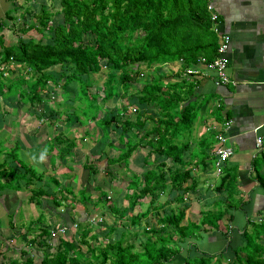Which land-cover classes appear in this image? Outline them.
Listing matches in <instances>:
<instances>
[{
	"label": "trees",
	"instance_id": "obj_1",
	"mask_svg": "<svg viewBox=\"0 0 264 264\" xmlns=\"http://www.w3.org/2000/svg\"><path fill=\"white\" fill-rule=\"evenodd\" d=\"M36 1L32 9L28 6L22 8L24 5L18 4L17 0H10L12 7L6 11V16L14 21L12 32L16 30L17 33L15 41L10 44L6 43L5 35L1 32L9 25L0 19V98L4 94H15L27 109L32 108L29 115L41 119L43 114H37L34 106L42 107L45 102H52V95H59L60 89V96L64 95L67 99L53 101L55 109H52V114H59V107L66 108L61 122L69 124L71 120L80 124V116L84 113L79 115L76 112L84 109L82 107L87 102L95 110L87 117L97 119L100 129L117 132L120 137L135 130L127 137V150L121 153L118 150L117 158L106 160L102 178H97L100 169L92 161L86 163L84 168L91 173L94 189L98 190L100 197L108 195V188L101 183L109 185L112 181L107 175L112 173L109 163H113L112 168L117 171L120 166L126 168L124 191L117 201L110 197L113 203L124 201L126 206L122 203L118 207L110 204L115 222L109 225L108 232L123 218L125 223L130 222L132 226H139L145 221L142 227L145 233L132 231L134 235L130 240L120 237L114 244L108 243L92 260H86V264H170L180 255L173 235L177 236V243L198 235L197 228L193 230L196 223L184 221L187 208L184 195L196 186L193 165H197V162L194 160L198 158V165L203 168L206 166L205 160L209 163L217 158L216 148L210 151L207 138L199 141L205 148H198L195 140L191 139L190 132L198 115L200 100L189 99L195 94L199 80L196 78L198 75L186 72L188 68L198 67L202 58L211 61L218 52L217 37L207 8L209 0ZM20 8L19 16L23 18V24L15 28L17 18L14 12ZM52 8L55 9L50 10ZM168 63L179 64L174 73L178 78L182 72L180 78L164 77L161 66ZM142 67H148L145 78H141L145 74ZM103 69L106 79L102 86L95 85L93 75ZM137 80L142 81L141 88L137 87L134 91L127 89L129 99L135 101L133 96L136 99L133 106L135 113L131 111L127 114L124 106L122 110L107 106L99 116L102 110L99 99L120 97L117 90L121 93L124 87L134 85ZM74 84L77 86L72 88ZM68 85L70 89L62 90ZM94 87H97L96 91ZM72 102H77V105H72ZM0 109L1 112L5 111ZM213 134L216 142V133ZM186 135V139L181 137ZM58 137L53 138L61 143L60 148H64V151L60 150L59 160L64 159L72 148L64 147L63 140ZM137 138H145V141L138 145ZM175 139L179 142L174 143ZM69 143L73 144L71 141ZM138 146L143 159L138 156L139 167L131 169ZM199 149L203 151L202 156L198 154ZM103 156L105 154H98L97 159ZM5 164L6 161H3L0 167L4 168ZM1 174L8 176L5 172ZM17 178L14 184L13 180L0 181V190L17 187ZM131 180H135L134 187L129 186ZM24 181L31 182L29 178ZM34 191L40 193L42 188ZM162 196L164 199H161ZM41 200L39 195L31 198L37 204ZM53 200L57 199L54 197ZM144 200L148 201L145 210L134 212L133 207ZM128 212L133 214L129 217L126 215ZM85 229L88 232L90 228ZM245 234L248 236L246 246L234 250L238 262L264 264L257 247L260 233L248 234L245 231ZM44 236L42 232L38 239L43 241ZM82 242L87 243L86 240ZM67 245L68 249H72V244ZM88 249L93 248L88 244ZM41 251L43 257L40 264H48V256L44 254V249ZM242 252L246 258L240 257ZM198 256L186 253L182 264H221L219 258L215 260L213 256H204L200 252ZM31 258L29 256L23 261L5 258L1 264H31ZM238 262L236 260L234 264ZM75 264L82 262L77 260Z\"/></svg>",
	"mask_w": 264,
	"mask_h": 264
},
{
	"label": "rangeland",
	"instance_id": "obj_2",
	"mask_svg": "<svg viewBox=\"0 0 264 264\" xmlns=\"http://www.w3.org/2000/svg\"><path fill=\"white\" fill-rule=\"evenodd\" d=\"M35 2L37 1L17 0L18 4L21 6L24 5L22 8L26 6L32 8V4ZM11 7L10 0H0V19L5 20L9 25L8 28H3L1 32L4 33L6 43L9 44L15 41L17 35L15 29V32H12V23L14 21L6 16V11ZM53 9L55 8L50 10ZM20 12L21 8L14 12V16L17 18L14 26L15 28L23 24V18L19 16ZM10 14L13 17V12ZM175 66H179V64L175 63L173 65L168 63L167 65L161 66V69L165 73V78H177L174 73V70L177 69ZM142 71L145 74L144 77L142 76L141 78L148 76V67H142ZM181 73L182 72L178 74V78H180ZM6 74L7 73L4 72L5 76ZM93 78L95 79V85L102 86L103 81L106 79L104 69L99 73H95ZM133 84L132 86L129 84L128 87H124L121 93L118 89L117 92L120 97L113 96L109 99H99V106L100 109H102L99 116L102 115L103 110L106 109L107 106L109 108L116 106L121 110L122 106H124L127 114L131 113V111L135 113L136 111H134L133 106L136 105L134 103L136 99L134 96L133 99L135 101L129 99V91H134L137 87L141 88V84L143 83L141 80H137ZM75 86L77 85L74 84L72 88ZM66 89H70V85L62 90ZM96 89L97 87H94L95 91ZM127 89H129V91ZM58 90L59 95H52V102H59L67 99L64 95L60 96V92L62 91L60 89ZM94 90L92 92H94ZM114 92H116V89ZM123 94L126 96L123 97ZM83 100L85 99L83 98ZM52 102H45L42 107L38 105L34 106V111H36L37 114H43L40 119V117L36 118L29 115L28 112L32 108L27 109L24 104L16 99L15 94H4L3 98H0V107L3 110L5 109V111L2 112L0 109V148H19L20 150V152L17 151L18 157H13L12 160L9 158L8 153H0V162L6 159L11 164H13V160L19 163L20 160H22L21 149L26 148L23 152L25 159L28 163L33 164V167L36 166L38 171H42L43 160V163H45L49 170L47 172L50 174L59 173L57 175L61 176L58 177L59 182L57 183L59 192L50 191L49 196H41V198L45 200H41L40 204H37V201L33 202L26 199L25 194L17 196L16 193L7 189L0 191V221L2 222V226L0 227V264L5 258L20 259L21 261L25 260L33 255L31 249L34 246H37L39 251L44 249V254L48 256V264H61V262L62 264H75L77 260L81 261L82 264H86V260H92L91 258L98 255L97 253L108 243L114 244L120 237L125 238V240H130L134 235L132 231H141L143 234L145 233L144 229H142L144 221L141 222L139 226H132L130 222L125 223L123 218L120 220V223L117 222L115 224V228L111 232H108L109 225L115 222L113 211L110 210V204L118 207L122 203V205L126 206L124 201L113 203L112 201L114 200L111 201L110 199L111 197L117 201L118 198H120V193L124 191V180L127 175L125 173L126 168L120 166L117 171L112 168L113 163H109L112 173L110 172V174L107 175L112 178V181L109 185L101 183L104 188H108V195H106L108 198L106 196H98V190L96 191L94 189L95 182L92 181L91 173L87 171V168H84L86 163L90 164L92 161L101 170L98 171L97 178H102L100 176L105 174L104 167L106 166V160H108V158H117L119 153L116 152H118V150L120 153L127 150V137L130 136L132 132H135V130H131L120 137L117 132L115 134L111 133V130L107 132V130L100 129L101 126L99 127V125H97V119L92 120L87 117L91 116L95 111L87 102L85 106L82 107L84 109H80L76 112L79 115L81 112L84 113V115L82 114L80 116V119H82L80 124L82 125L71 120L68 121L69 124H65L60 121V118H64L63 112L66 111V108L59 107V114H52V109H55V105ZM72 103L74 106L77 105H75L77 102ZM138 107L141 108V106ZM68 110L70 111L71 108H68ZM121 110L119 111L122 112ZM131 116L135 115H130V117ZM210 134L211 132H205L204 134L207 137V145H210L209 143L214 141V137L210 136ZM54 136H59L58 138L63 140L64 147L72 148V150L70 149L71 152H68V155H66L64 159L58 160V156L61 155L60 150L64 151V148H60L61 143H58V139L53 138ZM181 137L186 139L188 135ZM65 139L67 140L65 141ZM191 139H194L193 135ZM70 141L73 142V144L69 143ZM144 141L145 138L136 139L138 145L142 144ZM175 142H179V140L175 139L174 143ZM195 143L198 144V148H205L200 142H197L196 138ZM135 149L138 154L135 157V161H131V169H137V167H139L138 156H140V159H143L141 148L138 146ZM101 153H103V155L105 154V156L98 160V154ZM198 154L202 156L203 151L199 149ZM6 155L8 156L6 157ZM86 160L87 162H85ZM123 161L124 160L120 162ZM50 162L55 163L51 164ZM61 165V169L57 170ZM1 170L2 168H0V181L2 183H5V180H13L14 184L17 177V179L21 178L19 177L20 175L18 176L15 169L10 168L8 165L3 171L5 174H8L7 177L1 174ZM45 170L46 169H44V171ZM63 171L66 173L64 174ZM106 171H108V169ZM43 176L44 179L49 181V177L46 173ZM134 181L135 180H131L129 186L134 187ZM17 182H19V180H17L16 183ZM51 182H54L53 179ZM126 185H128V182ZM54 197L57 200H53ZM147 203L148 201L145 200L141 205L143 207L142 211H138L139 204H136L133 207L134 212H143L145 210L144 208L147 207ZM131 214L133 213L128 212L126 215L131 216ZM112 218H114V220ZM208 218L209 220L212 219L211 217ZM29 222H32V224ZM36 224H38V226L33 228ZM61 226L65 227V231L63 233H58V229ZM87 227L90 228L88 232H86L85 229ZM42 232L45 233L42 239L43 241L38 239V235ZM138 236L141 237L142 235ZM82 240H86L87 243H83ZM67 243L72 244V249H68ZM88 244L90 248H93L92 250L88 249ZM24 245H26V248ZM27 251L29 253H27ZM33 257L35 256H32V261L35 259L37 263L38 258ZM95 262L97 263L98 260ZM31 264H33V262H31Z\"/></svg>",
	"mask_w": 264,
	"mask_h": 264
},
{
	"label": "crops",
	"instance_id": "obj_3",
	"mask_svg": "<svg viewBox=\"0 0 264 264\" xmlns=\"http://www.w3.org/2000/svg\"><path fill=\"white\" fill-rule=\"evenodd\" d=\"M208 5L211 8L210 17L217 15V20L211 22L218 46L227 39L224 56L228 60L229 82L215 85L214 71L199 64L200 74L196 77L199 81L195 94L189 100L197 98L200 107L190 133L198 142L207 138L205 132H211L212 137L213 132L221 134L224 141L210 142V151L222 146L230 147L233 153L219 168L214 161L208 163V160L204 161L206 166L202 168L198 165V158H195L197 165H193V175L196 186L184 195L187 205L184 221L195 222L193 230L197 228L198 235L178 243L177 236L173 235L180 255L169 263L182 264L186 253L198 256L200 252L204 256H213L215 260L219 258L221 264H234L236 260L238 262L234 250L244 248L248 243L245 231L248 234L260 233L257 247L260 249L259 258L264 261V183H261L264 180V0H209ZM258 138L261 139L260 144ZM25 149H21L22 160L19 163L13 160L11 164L3 159L6 164L1 172L8 165L21 177L17 187L4 189L13 191L17 196L25 194L28 200L35 195L47 197L50 191L59 192V173L47 172L49 170L43 160V169L38 171L36 166L26 161ZM17 151L20 152L19 148H0V153H8L11 160L18 157ZM45 173L50 182L44 179ZM25 178L31 182L25 183ZM52 179L56 184L51 183ZM38 188H42V192L34 191ZM142 204H139L138 211L143 210ZM217 217L219 219L215 222ZM36 226L38 224L33 228ZM31 252L40 264L42 251L34 246ZM241 255L246 258L244 252ZM33 262L36 263V260L33 259Z\"/></svg>",
	"mask_w": 264,
	"mask_h": 264
},
{
	"label": "built area",
	"instance_id": "obj_4",
	"mask_svg": "<svg viewBox=\"0 0 264 264\" xmlns=\"http://www.w3.org/2000/svg\"><path fill=\"white\" fill-rule=\"evenodd\" d=\"M208 10H211L210 6L208 5ZM211 20L216 21L217 20V15L212 14L211 15ZM227 50V39L223 41L220 46H218V55L215 56L211 61H206L205 59H201V65L203 64L206 69H210L214 71V84L215 85H221L229 82V77L227 74V57L224 56V53ZM200 66L196 68H188L186 72L188 74H200ZM216 140L223 142L224 137L221 134L216 135ZM258 144H260L261 139L258 138L257 140ZM216 153V160L214 162L215 166L219 168V166L226 160L228 159L233 151L230 147H222L219 146L215 150Z\"/></svg>",
	"mask_w": 264,
	"mask_h": 264
},
{
	"label": "clouds",
	"instance_id": "obj_5",
	"mask_svg": "<svg viewBox=\"0 0 264 264\" xmlns=\"http://www.w3.org/2000/svg\"><path fill=\"white\" fill-rule=\"evenodd\" d=\"M65 231V227L64 226H61L59 229H58V233H63Z\"/></svg>",
	"mask_w": 264,
	"mask_h": 264
}]
</instances>
